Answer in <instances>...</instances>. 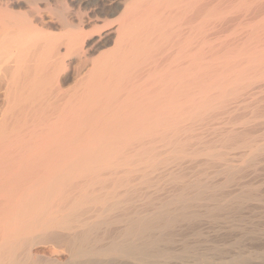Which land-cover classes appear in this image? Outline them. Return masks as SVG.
<instances>
[{
	"label": "bare ground",
	"instance_id": "obj_1",
	"mask_svg": "<svg viewBox=\"0 0 264 264\" xmlns=\"http://www.w3.org/2000/svg\"><path fill=\"white\" fill-rule=\"evenodd\" d=\"M0 89V264H264V0H0Z\"/></svg>",
	"mask_w": 264,
	"mask_h": 264
},
{
	"label": "rangeland",
	"instance_id": "obj_2",
	"mask_svg": "<svg viewBox=\"0 0 264 264\" xmlns=\"http://www.w3.org/2000/svg\"><path fill=\"white\" fill-rule=\"evenodd\" d=\"M3 94H4V89H0V121H1V114H2L1 112H2V108H3ZM247 249L248 248H246V251H247ZM252 249L249 248L247 252H249V250H250V252H253V251H251Z\"/></svg>",
	"mask_w": 264,
	"mask_h": 264
}]
</instances>
